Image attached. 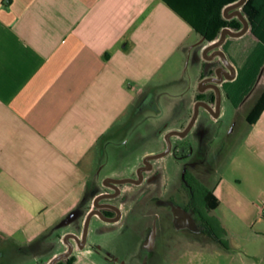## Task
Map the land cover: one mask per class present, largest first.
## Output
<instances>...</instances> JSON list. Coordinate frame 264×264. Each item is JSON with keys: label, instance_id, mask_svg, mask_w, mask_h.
Instances as JSON below:
<instances>
[{"label": "crops", "instance_id": "1", "mask_svg": "<svg viewBox=\"0 0 264 264\" xmlns=\"http://www.w3.org/2000/svg\"><path fill=\"white\" fill-rule=\"evenodd\" d=\"M209 43L162 0H0V264H49L67 250L65 235L81 236L95 198L114 193L106 178H137L143 159L166 148L165 135L184 130L195 103L214 94L198 87L221 65L204 58ZM221 49L234 77L217 85V116L200 107L188 134L171 136L173 150L152 160L141 183L121 184L105 199L120 217H91L81 264H148L141 254L154 246L146 241L150 204L175 182L166 162L187 140L217 203L207 214L221 243L190 215L191 225L174 215L176 227L208 240L178 239L172 249L162 242L170 255L161 264H264V108L247 120L264 93V63L256 67L264 47L256 45L250 65L245 53L239 69ZM229 104L245 124L240 141L228 142L232 128L219 151L212 146ZM101 230L108 240H97Z\"/></svg>", "mask_w": 264, "mask_h": 264}, {"label": "trees", "instance_id": "2", "mask_svg": "<svg viewBox=\"0 0 264 264\" xmlns=\"http://www.w3.org/2000/svg\"><path fill=\"white\" fill-rule=\"evenodd\" d=\"M171 10L178 14L189 26L203 37L205 42L209 43L216 40L219 37L221 30L224 27H229L233 30H239L241 28L240 20L237 16L236 19H225L223 16L224 8L237 1V0H162ZM241 9V8H240ZM243 14L247 18L250 26L249 33L242 40L229 41L227 40L223 44V50L228 58L239 69L241 68V58L247 53V57H250V63L253 62V55L256 45L261 43L264 47V0H246L242 6ZM264 63V56L260 61L256 62V67ZM253 67V66H252ZM255 71L250 69L248 75L251 78ZM264 108V93L261 99L256 103L255 107L251 111V114L247 117L250 123L255 121L261 111ZM196 205L198 211L196 215L199 220L205 223L195 224L196 228L208 234L213 239L221 240L213 234L210 230V218L208 217V211L216 206V202L212 196V192L205 186L198 182V194L196 198ZM200 223V224H199ZM58 264H77L75 257L70 255L64 260H60Z\"/></svg>", "mask_w": 264, "mask_h": 264}, {"label": "water", "instance_id": "3", "mask_svg": "<svg viewBox=\"0 0 264 264\" xmlns=\"http://www.w3.org/2000/svg\"><path fill=\"white\" fill-rule=\"evenodd\" d=\"M245 2H246V0H237V1L227 5L223 10V16L225 19H232L235 16H237L239 18L240 22L242 23V27L239 30H233L229 27H224L221 30L219 37L216 40L210 42L208 44V46H206L203 50L204 58L211 60L214 57H216L217 55H220L225 66H226V68H224L223 66L218 67L215 70L216 76H214V77L210 76L208 78L201 80V82L199 83V86H198L200 91H205L207 89L213 90V92L215 94L214 103L211 105L208 102L198 100L194 105V112H193V115L191 117V120L189 121L187 126L184 128V130L168 132L165 136L166 149L164 151L158 153V154L150 155V156H147L146 158L143 159V166H141L139 169H137V179H134V178H128V179L106 178L103 182L104 185L112 188L114 190V193L103 194V195L95 198V200L93 202V206L95 207V209H92L87 214V216L85 218V222H84V226H83L81 236L78 237L74 234L65 235L64 242L67 245V250L65 252L57 255L53 260H51L49 262V264H56L60 260L68 258L70 255H72V252L74 249V243L71 240H73L76 243L77 247H79V248L83 247V245L86 241V238H87L89 223H90L91 217L93 215H97L102 220H105L108 222H115L119 219V217H120L119 208H117L116 206L109 204V203L100 204L99 201L102 199L113 198V197L118 196L119 192H120L119 185H121V184L129 183V182L134 183V184H139L143 179L142 173L146 172V171H150L152 169V164L150 161L153 159H156V158L163 157V156H165L171 152V149H172V142L170 140L171 136L177 135L179 137H184L188 134L193 123L195 122V120L198 117L200 107L205 108L211 114L215 113V116H217V113L219 111V106H220V94H219V89H218L217 85L222 83V81L224 79H232L234 77V69L230 65L229 61H227L225 54L223 52L217 51L216 48L222 46L227 37L238 38V37L242 36L248 30V26H249L248 21L245 18V16L243 15V13L240 10H238V9L242 8V6L244 5ZM103 208H108V209L113 210L116 214L115 217L105 216L100 210ZM174 215L177 216L178 220H180L181 218H185V222H187L189 225H191L192 220L190 219L189 215L185 211L174 210Z\"/></svg>", "mask_w": 264, "mask_h": 264}, {"label": "rangeland", "instance_id": "4", "mask_svg": "<svg viewBox=\"0 0 264 264\" xmlns=\"http://www.w3.org/2000/svg\"><path fill=\"white\" fill-rule=\"evenodd\" d=\"M242 10V8L240 9ZM243 13V12H242ZM244 15V14H243ZM245 16V15H244ZM246 18V17H245ZM238 20V18H233ZM230 20V19H229ZM239 21V20H238ZM240 22V21H239ZM241 27H242V23L240 22ZM220 63V61H219ZM199 86V85H198ZM253 108V104L252 102L249 104V106L246 107V109L250 110ZM228 113L226 115V117L224 118L223 123L221 124V135L218 138V140L215 141V143L213 144L212 147L219 148V151H223L227 148L228 143L223 140V138H225L226 133H228L230 131V129L234 128V134L232 136H230V140L228 141L230 143V145L233 144H237L240 141V137H238V127L242 124H245L243 121V117H242V113L236 109L233 108V106L231 104L228 105ZM233 123H236L235 127H233ZM166 136V135H165ZM239 140V141H238ZM166 141V140H165ZM232 141V143H231ZM193 144L191 143L190 140H187L185 143L180 144L179 145V151H177L178 155L176 159H173V161H167L166 164L168 165L169 163H171V165L173 167H175L176 169V175H175V181H176V185H180V181H179V174H180V170H183L182 172H184L185 169L191 171V162L194 160L192 157H190V150L192 149ZM217 150V149H216ZM225 155V154H224ZM220 160H222L223 158V154H221L220 156ZM203 162L205 163L203 165V171L208 169V161H207V157L205 156L204 153V157H203ZM206 172V171H205ZM204 172V175L206 174ZM197 178L200 179L201 181H207L205 179V176L197 174ZM213 177H215L213 175ZM211 177V179L213 178ZM171 186H169L168 189ZM134 201L133 200H129L126 201L125 203V209L128 211L131 210V208L133 207ZM151 206L155 207L156 210H153L151 212V214L148 215L147 218V225L149 226L148 228V236H147V242H154V246H152V248L150 249H145L142 252V258L144 260H148V264H161V260L165 257L167 259V257H169L168 255H170L169 249L171 247V244H173L174 242H176L178 239L181 240H194L196 239H200V240H207L208 239H202L204 237H202L203 235H200L198 237H196V235L193 233L194 231L188 229V228H178L176 227V224L178 223L177 220H175V216H174V210H179L182 211V206H181V202L177 201V202H171V201H163V199H159L157 201H155V203L153 202V204H150ZM133 218V216H128L125 222H131V219ZM80 235L82 233V228L80 230ZM99 232H97L98 235ZM100 236H96L97 240L99 242H102V240H108L106 238H108L106 235L108 234V232L105 233V230H101ZM106 236V237H105ZM167 243L168 245H170V247H163L161 244L162 242ZM214 247L219 248L218 244L214 243L213 241H209ZM172 249V247H171ZM101 253L108 257V258H115V257H121L120 255H117L118 253L116 251L110 252V251H105V250H101ZM75 256V260L76 263L81 264V259H82V253H81V248L77 247V250L75 253H73ZM168 260V259H167ZM24 261V259H23ZM160 262V263H159Z\"/></svg>", "mask_w": 264, "mask_h": 264}, {"label": "flooded vegetation", "instance_id": "5", "mask_svg": "<svg viewBox=\"0 0 264 264\" xmlns=\"http://www.w3.org/2000/svg\"><path fill=\"white\" fill-rule=\"evenodd\" d=\"M238 10H240V9H238ZM221 51H222V49H221ZM226 59H227V57H226ZM227 61H228V59H227ZM220 66H223L224 68H226L224 62ZM210 76H213V77L216 76L215 71H213ZM199 100H202V101H205V102H208V103L209 102L210 103H214L215 95L212 94V93H210L208 95H205V96L201 97ZM175 149H179V148L177 147ZM172 150H173V146H172L171 151ZM191 151H192V149L190 150V154H191ZM177 155H178V153L176 152L175 153V157L176 158H177ZM150 162L152 164V169H153L152 160ZM195 163H197V162H195V158H194V161L191 162V168H192L191 171L185 169L184 172H182L183 170H180V174H179L180 185H176V181L175 182H169V183H167V185L165 187V191H164V196L165 197L163 196L164 197L163 201H171L173 203L174 202H177V201L181 202L182 210L185 211L188 215L191 216V218L193 219V221L195 222V224H198L197 221H199L200 223H205V222L199 220L198 217H197V215H196V212L199 209H198L195 201H196L197 194H198V182H200V181L197 178V175L195 173ZM141 166H143V163H142ZM146 172H148V171H146ZM144 173L145 172L142 173L143 177H144ZM134 179H137V178H134ZM142 181H143V179H142ZM169 186H171L172 188L170 187L171 189H168ZM106 201H109V200L102 199V200L99 201V203L100 204H103V202H106ZM109 202H112V201H109ZM114 206H116V205H114ZM92 209H95V207L93 206ZM100 210L107 217H113V216L116 215L113 210L108 209V208H103V209H100ZM56 264H58V262Z\"/></svg>", "mask_w": 264, "mask_h": 264}, {"label": "bare ground", "instance_id": "6", "mask_svg": "<svg viewBox=\"0 0 264 264\" xmlns=\"http://www.w3.org/2000/svg\"><path fill=\"white\" fill-rule=\"evenodd\" d=\"M216 50L222 52V51H221V47L216 48ZM216 59H217L218 61H220L221 64H223V60H222V58H221L220 55H218V56L216 57Z\"/></svg>", "mask_w": 264, "mask_h": 264}]
</instances>
